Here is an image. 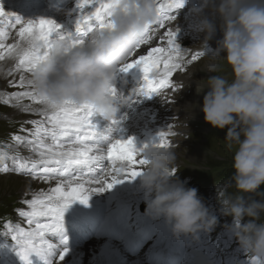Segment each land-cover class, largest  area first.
Segmentation results:
<instances>
[{"label":"clouds","instance_id":"1","mask_svg":"<svg viewBox=\"0 0 264 264\" xmlns=\"http://www.w3.org/2000/svg\"><path fill=\"white\" fill-rule=\"evenodd\" d=\"M195 7V27L203 34L194 45L200 66L186 62L181 72L194 80L197 94L203 93L204 121L226 129L231 190L217 192L220 211L232 217L228 227L239 246L264 264V0H198ZM157 17V0H117L112 26L96 30L86 43L69 47L52 40L50 54L28 76L35 94L45 107L88 105L104 120H113L118 107L129 103L127 97L117 103L112 94L116 73ZM218 26L221 38L210 48ZM198 71L209 75L196 80ZM175 147H142L138 158L146 163L139 180L148 197L147 214L163 218L174 237L195 240L199 232L213 229L217 218L196 188L174 178L180 170Z\"/></svg>","mask_w":264,"mask_h":264},{"label":"snow or ice","instance_id":"2","mask_svg":"<svg viewBox=\"0 0 264 264\" xmlns=\"http://www.w3.org/2000/svg\"><path fill=\"white\" fill-rule=\"evenodd\" d=\"M182 2L183 0H157L156 24L146 29L140 37L134 50L136 57L133 58V53L131 59L120 67L121 71L139 67L144 80L139 89L142 96L156 91L176 92L178 85L174 74L182 71L186 62L192 63L200 58V52L192 53L189 59L187 50L180 49L176 39L178 28L175 31L168 28L163 32L162 46H151L157 28L165 29L166 24L176 20L173 12L182 6ZM116 3L117 0H77L76 8L80 10L95 4L94 10L90 14L81 15L77 23L94 20L96 30L110 28L112 9ZM56 27L48 19L22 20L19 16L5 12L0 5V61H12L11 67L5 70V75L14 77L19 74L18 79L8 81L10 86L20 89L10 98L17 101L27 98L42 106L38 110L41 119L30 121L33 127L26 130L28 136H13V140L27 146L37 158H24L17 153L11 158L15 165L11 170L23 171L43 182H55L54 187L37 192L32 199L23 201L27 210L20 209L18 214L24 218L27 227L11 224L4 226L7 229L4 235L11 236L23 264H32V255L43 261V264H51L48 257L54 254L55 245L45 237L50 233L63 234L66 208L74 201L87 205L91 193L111 189L114 184L122 182L119 178L121 176L135 178L140 174L141 166L146 163L138 156L141 148L147 145L137 149L134 138L129 137L127 140H115L108 146L106 153L102 154L106 155L111 166L98 179H91L87 173L77 174L74 171L77 166L99 158L93 154L95 145L89 143L96 130L91 119L93 110L88 105L77 106L70 102L45 107L28 79L32 68L50 54L52 40L49 37ZM59 39L67 42L69 47L83 44V41L73 40L71 37ZM142 45L148 46L146 54L137 53ZM111 91L114 95L115 90ZM166 101L171 103L173 100L168 98ZM23 110L33 111L27 107ZM176 135L181 134L169 125L167 130L158 133V140L153 146L173 147L175 144L169 137ZM8 171L10 169L7 166L0 168V172ZM61 243H66V238ZM67 251L66 247L59 251L56 264L63 260ZM252 264L261 262L253 258Z\"/></svg>","mask_w":264,"mask_h":264},{"label":"rangeland","instance_id":"3","mask_svg":"<svg viewBox=\"0 0 264 264\" xmlns=\"http://www.w3.org/2000/svg\"><path fill=\"white\" fill-rule=\"evenodd\" d=\"M205 14H207V12ZM208 14L210 15V13ZM184 25L188 26L187 23H185ZM217 25H219V22H217ZM217 30H220L219 26L217 27ZM199 41L200 39H196L195 42ZM193 66L199 68L200 60L193 64ZM225 71H227L226 68ZM207 75L209 74L198 71L197 73H195V79L198 80L206 78ZM184 81H186V83L184 82L183 85L186 86H184L182 92L178 96L175 108L171 110V113H176L177 116H179L182 120L180 122V127L178 129H173L175 132L180 133L181 135L169 137L176 146L175 151L177 152L178 163L180 165V170L177 173L180 176H185L186 169L190 170L192 173L203 172L204 175H206V173L213 168L214 170L211 172V174L220 177L223 176L225 179H227L226 182H223L222 186H228L227 190H231L230 185L232 176V151L229 150L224 139L226 129H221V131L219 132V129L213 128V134L212 136H210L211 140L209 139L210 137H208V135H204L203 137L201 136V134L192 135L191 138H185L184 136H182H189L191 129H193L194 126H197L193 122L197 121L196 117L199 115L196 114L197 111L195 110H197V108L198 110H200L199 106H201L200 103L203 101V93L197 94L195 91L196 84L194 80ZM5 115H10V112L6 111L4 105L0 103V118ZM2 122L3 121L0 119V136L3 134L5 136L9 133V130L2 124ZM3 178H0V206H3L4 208H0V216L11 213V211L8 212L7 209V206L9 204L8 200H12L13 207H15L18 199H26L23 193V186L26 179H20L18 177L11 176H8L4 179ZM11 178H14L16 180H12ZM198 181H196L195 183H197ZM213 215L217 218L215 227L218 230L224 232L228 231V226L230 224H227L226 221H232V217L222 215L219 204L214 207ZM4 226L5 223L2 221V219H0V236L2 237L5 236L3 231L5 229ZM16 251L17 249L13 246V244H11L10 249L6 248L5 255H12ZM242 255L248 256L245 251H242ZM33 256L34 255H32L30 259L33 258ZM19 258V255H17L16 258L13 257V261H11V264H19V262L20 264H23V261L21 260H19L18 263L16 262V260ZM242 263L243 262L240 261L237 264Z\"/></svg>","mask_w":264,"mask_h":264},{"label":"bare ground","instance_id":"4","mask_svg":"<svg viewBox=\"0 0 264 264\" xmlns=\"http://www.w3.org/2000/svg\"><path fill=\"white\" fill-rule=\"evenodd\" d=\"M208 14V13H207ZM174 79L175 80H179L180 79V75L179 74H175L174 75ZM181 80H184V77H181ZM194 85V84H193ZM194 92V90H193ZM184 100V99H183ZM182 104V103H180ZM128 107H139V102L135 103V104H127ZM170 108H172V106H169ZM150 108V107H147ZM173 108H175V105L173 106ZM183 109V108H182ZM175 110V109H174ZM139 114V113H138ZM155 114H153L154 116ZM139 116V115H138ZM193 120V119H192ZM129 125H127L124 129H128ZM181 153V152H180ZM182 161V160H181ZM180 161V162H181ZM111 165H108V168ZM6 178V177H4ZM3 178V179H4ZM120 179H122V177H119ZM12 180H16L14 178H11ZM6 183V182H4ZM122 183V182H120ZM55 186V182L54 181H48V182H43V181H38V180H32V179H26V181L24 182V186H23V193L24 196L27 197L30 193H34V192H40V191H46L48 190L50 187H54ZM94 196L96 199L100 198L102 195L101 192H93L90 194V197ZM108 199H112V196H109ZM114 246H116V244H114ZM66 255L64 256L63 260L65 259ZM63 260H60V262H62Z\"/></svg>","mask_w":264,"mask_h":264}]
</instances>
